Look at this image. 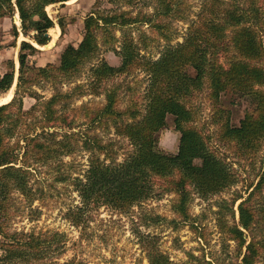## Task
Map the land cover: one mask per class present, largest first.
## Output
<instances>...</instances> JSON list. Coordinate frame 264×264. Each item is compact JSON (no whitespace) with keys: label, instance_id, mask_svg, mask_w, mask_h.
Returning a JSON list of instances; mask_svg holds the SVG:
<instances>
[{"label":"trees","instance_id":"obj_1","mask_svg":"<svg viewBox=\"0 0 264 264\" xmlns=\"http://www.w3.org/2000/svg\"><path fill=\"white\" fill-rule=\"evenodd\" d=\"M68 1L71 0H0V22L18 13L21 26L13 25L14 35L17 37L21 32L44 46L50 41L49 30L55 26L47 6ZM109 1L117 3V0ZM187 3L186 0H157L154 15L150 16H132L118 8H96L84 20L82 41L78 46H66L59 64L30 68L29 56L39 48L27 40L21 42L15 95L0 104V237L3 239L0 238V249H5L10 260L33 258L35 264H58L53 257L66 250L64 232H10L7 228L16 213L15 192L29 205L44 200L46 192L40 182L43 173H52L55 181L70 182L74 186L80 203L69 209L67 218L81 229H86L91 213L101 206L124 210L150 197L159 179L171 183L169 189L178 195L175 209L184 220L189 218L193 190L212 194L235 182L226 163L194 125L197 111L190 106L189 97L202 88L206 78L209 95L216 102L228 92L253 96L257 107L246 113L239 125L226 122L224 135L248 149L264 138V64H260L264 61V0H232L223 8H215V15L206 14L212 10L209 4L205 15L202 12L198 21L190 24L186 39L172 44L165 32L170 23L163 19H186L190 10ZM135 24L153 26L167 40L159 58L146 56L149 44L146 31L140 30L142 36L138 42L128 33L127 28ZM59 25L63 28L64 20L60 19ZM117 30L123 34L120 50L113 46L120 41L115 36ZM104 45L122 57L120 66L109 64L101 56ZM94 60L97 62L91 66L93 84L135 69L143 70L150 81L142 116L138 109L128 113L117 110L118 98L113 89L107 93L106 104L89 119L92 125L106 118L114 120L117 133L129 141V149L121 161H117L111 143L102 144L101 139L88 132L75 131L79 126L78 109H72L74 114L67 110L73 92L58 90L44 99L33 89L61 76L72 77ZM14 79L13 68L0 74V95L11 89ZM26 95L37 99L27 110L23 102ZM125 114L131 122L124 120ZM169 115L174 117L175 128L181 133L175 154L156 147L157 133L166 127ZM81 150L91 152L88 168L84 174L74 175L68 171L64 157ZM102 153L104 158L99 156ZM263 182L264 178L247 198L239 196L233 200L230 210L235 217V203L242 199L238 205V223L222 224L224 231L237 242L242 255L237 264H257L264 258V236L258 239L246 233L257 228L259 214L264 213V197L259 206L252 203ZM243 248H246L244 253ZM148 258L149 264H177L163 252L151 248ZM63 264L89 263L75 257Z\"/></svg>","mask_w":264,"mask_h":264},{"label":"rangeland","instance_id":"obj_2","mask_svg":"<svg viewBox=\"0 0 264 264\" xmlns=\"http://www.w3.org/2000/svg\"><path fill=\"white\" fill-rule=\"evenodd\" d=\"M184 1V0H183ZM190 10L186 19L164 18L170 23L165 32L171 37V43H182L187 35L188 28L193 21L204 14V10L211 5L212 10L206 14L215 15V8L224 7L232 0H186ZM157 0H75L65 4L57 3L47 6V12L55 21V26L49 30L50 41L40 46L30 36L20 32L15 36L13 25L21 26L18 13L14 17L6 16L0 22V74L15 69V79L11 87L15 95L19 77V54L21 42L27 40L39 48L35 54L29 56V66H46L59 64L61 54L66 46H78L83 39L84 20L94 9L108 10L118 8L126 10L132 16L138 14L154 15ZM203 9V10H202ZM214 11V12H213ZM200 16V17H199ZM64 20L61 28L59 20ZM162 20V19H159ZM148 35V49L146 56L157 59L166 45L167 40L158 30L150 25L135 24L127 28L138 42L142 32ZM120 40L114 42L118 50L121 47L122 31H115ZM54 39V40H53ZM106 37H103L105 40ZM264 39V37H263ZM53 41V42H52ZM100 41L102 38L100 36ZM143 41H141V44ZM264 44V42H263ZM101 56L113 66H120L122 57L113 49L102 46ZM13 62V65L12 63ZM97 60L87 63L81 71L72 77H58L54 82H44L33 86L44 99L50 98L56 91L73 92L68 103V112L78 109L79 126L75 131L83 130L98 137L102 144L111 143L117 161L123 160L129 149V141L124 135L117 133L116 123L111 118L102 123L92 125L90 117L95 115L98 108L107 102V93L115 89L117 93L116 108L119 111L131 112L138 109L139 115L145 111L147 89L150 83L148 75L141 69H135L129 74L116 76L105 80L101 84L91 83V66ZM260 64H264L261 61ZM30 70L29 74L32 73ZM81 85V86H80ZM10 89V90H11ZM0 95V104L10 92ZM209 82L205 79L204 85L195 94L189 97V104L197 111L194 125L201 130L209 145L217 152L219 158L226 163L232 173L233 184L220 192L202 194L196 190L192 192L189 203V218L177 213L175 203L178 195L169 189L171 183L159 179L155 185L154 194L139 204L124 210L101 206L90 215L86 229L73 225L67 218L69 209L80 203L78 192L70 182H57L52 173L41 174V185L46 192L43 201H35L33 205L25 202L24 197L14 193L15 215L9 220L7 228L10 232H46L59 231L67 235L65 252L56 255L58 264L70 261L75 257L89 264H149L148 249L159 250L177 264L211 262L213 264H237L242 260L237 242L225 232L222 224L238 223V205L247 198L251 190L264 178V138L256 146L245 148L236 140L225 137L224 125H239L246 113L257 107V100L251 95H238L232 92L224 93L219 101L210 95ZM12 98L10 100H12ZM9 100V101H10ZM24 108L27 110L37 102V99L26 95ZM80 107V109H79ZM75 111L72 110L71 114ZM128 115L124 120L131 122ZM121 126V123H119ZM65 129H62V131ZM181 133L175 128L174 117L169 115L166 127L157 133L156 147L162 152L175 154L178 151ZM90 151L81 150L73 155L65 156L67 169L74 175L84 174L88 168ZM104 158V153L99 154ZM197 160L196 162H198ZM69 164L71 166H69ZM168 188V189H167ZM236 201L233 217L230 208L233 200ZM264 182L254 196L252 203L259 206L263 202ZM261 206H263L261 204ZM260 206V208H261ZM257 208V207H256ZM258 214V213H257ZM175 220V221H173ZM257 228L253 232H246L249 236H264V213L260 212ZM1 238V237H0ZM2 239V238H1ZM3 240V239H2ZM246 248H243V253ZM33 258L20 260L14 257L10 260L4 248L0 249V264H35ZM257 264H264L262 258Z\"/></svg>","mask_w":264,"mask_h":264},{"label":"bare ground","instance_id":"obj_3","mask_svg":"<svg viewBox=\"0 0 264 264\" xmlns=\"http://www.w3.org/2000/svg\"><path fill=\"white\" fill-rule=\"evenodd\" d=\"M72 1H75V0H72ZM13 92H14V88H12L10 90V92L8 93V95L6 96V98L4 99L5 101H3V102H8L12 98Z\"/></svg>","mask_w":264,"mask_h":264},{"label":"crops","instance_id":"obj_4","mask_svg":"<svg viewBox=\"0 0 264 264\" xmlns=\"http://www.w3.org/2000/svg\"><path fill=\"white\" fill-rule=\"evenodd\" d=\"M69 2V1H68Z\"/></svg>","mask_w":264,"mask_h":264}]
</instances>
